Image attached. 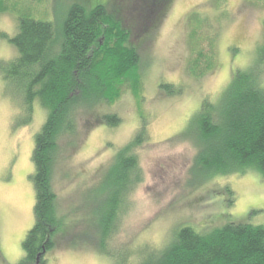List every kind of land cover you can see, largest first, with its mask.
Masks as SVG:
<instances>
[{
  "label": "rangeland",
  "instance_id": "374dc122",
  "mask_svg": "<svg viewBox=\"0 0 264 264\" xmlns=\"http://www.w3.org/2000/svg\"><path fill=\"white\" fill-rule=\"evenodd\" d=\"M73 2L89 8L120 1L5 0L8 10L0 14V31L6 38H0V60L18 56L9 41L17 32L13 10L46 17L58 28ZM132 2L122 0L123 6ZM191 12L218 29L216 66L197 77L187 71V62L194 56L187 24ZM263 41L264 0H173L169 4L162 20L134 42L141 60L138 87L125 88L112 103L97 105L90 116L80 118L73 145L68 144L69 138L62 143L64 153L53 188L60 213L65 215L64 227L55 236L54 246L44 252L43 264H110L88 242L94 234L98 186L116 152L131 142L143 118L147 141L125 152L134 155L137 164L134 170H125L128 186L115 210L108 250L126 258V264H136L144 246H165L182 225L201 231L228 222L264 225V176L251 170L203 174L194 165L196 148L187 140L194 131L189 120L202 98L216 101L236 68L256 64L264 83ZM201 45L209 50L205 42ZM160 83L182 86L183 91L167 95ZM29 101L25 92L0 75V264L21 262L22 242L35 220L32 153L47 111L37 99ZM102 112L117 113L121 122L113 127L100 124L96 119Z\"/></svg>",
  "mask_w": 264,
  "mask_h": 264
},
{
  "label": "trees",
  "instance_id": "16d2710c",
  "mask_svg": "<svg viewBox=\"0 0 264 264\" xmlns=\"http://www.w3.org/2000/svg\"><path fill=\"white\" fill-rule=\"evenodd\" d=\"M119 1L89 8L73 2L58 28L46 17L13 10L17 32L9 41L18 56L0 60V75L25 92L29 102L35 98L47 111L32 153L35 220L22 242L24 256L19 264H43L44 252L54 246L55 236L64 227L65 215L60 213L53 188L64 153L62 143L69 138L68 144L73 145L80 118L90 116L97 105L110 104L123 89L138 87L141 60L134 42L162 20L173 0H133L128 6ZM7 10L5 0H0V14ZM187 24L194 52L187 71L197 77V73L210 72L216 66L218 29L195 12L187 16ZM0 38H6L2 31ZM203 42L208 51L202 48ZM260 51L262 59L264 41ZM159 88L167 95L183 91L182 86L172 83H160ZM99 116L96 121L100 124L113 127L121 122L117 113L102 112ZM145 121L143 118L131 142L116 152L112 166L106 168L108 175L98 186L94 234L88 242L110 264L127 262L107 249V240L121 192L128 186L125 172L137 164L136 157L125 152L147 141ZM189 121L194 131L187 140L196 148L194 165L203 174L251 170L264 176V83L256 64L236 68L219 98L214 102L209 96L202 98ZM136 260V264H264V225L228 222L208 231L182 225L165 246H144Z\"/></svg>",
  "mask_w": 264,
  "mask_h": 264
}]
</instances>
